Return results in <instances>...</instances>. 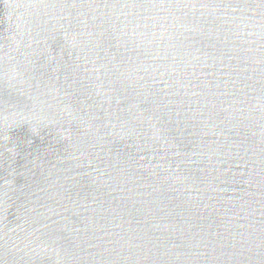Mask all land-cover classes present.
<instances>
[{
  "label": "water",
  "instance_id": "95a60500",
  "mask_svg": "<svg viewBox=\"0 0 264 264\" xmlns=\"http://www.w3.org/2000/svg\"><path fill=\"white\" fill-rule=\"evenodd\" d=\"M0 264H264V0H0Z\"/></svg>",
  "mask_w": 264,
  "mask_h": 264
}]
</instances>
